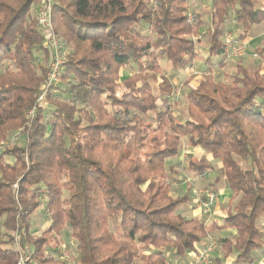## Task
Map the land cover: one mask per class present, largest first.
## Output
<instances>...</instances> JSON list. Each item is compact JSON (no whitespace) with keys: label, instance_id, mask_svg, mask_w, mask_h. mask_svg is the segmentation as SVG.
<instances>
[{"label":"trees","instance_id":"16d2710c","mask_svg":"<svg viewBox=\"0 0 264 264\" xmlns=\"http://www.w3.org/2000/svg\"><path fill=\"white\" fill-rule=\"evenodd\" d=\"M38 1L0 0V264H16L15 244L28 251L27 264H68L58 255L67 238L75 264H168L193 259L224 230L211 264H256L264 252V49L262 68L238 60L224 81L211 70L226 62L227 11L234 43L264 23L257 0H209L206 22L188 15L187 0H57L50 21L63 63L41 106L50 56L31 12ZM202 37L209 69L184 93L180 120L175 81L195 66ZM182 140L222 165L215 181L235 201L221 224L176 213L190 200L188 191L170 193ZM209 168L192 159L183 167L197 178ZM41 204L48 225L34 233Z\"/></svg>","mask_w":264,"mask_h":264},{"label":"rangeland","instance_id":"374dc122","mask_svg":"<svg viewBox=\"0 0 264 264\" xmlns=\"http://www.w3.org/2000/svg\"><path fill=\"white\" fill-rule=\"evenodd\" d=\"M56 1L57 0H54V3H57ZM40 3H41V0H39L31 8V12H33V16L36 18H37L38 13H39ZM186 6H187L189 16L192 14H199V16L202 18L203 21L206 22L208 20L207 14L209 13V0H187ZM256 8L264 9V4L262 5L260 3V0H257ZM34 11H35V13H34ZM231 20H232V14H231V11L228 10L227 15H226V23H225L226 29L224 32V35L225 34L226 35H225L224 41H226L225 39L227 36L232 41L236 37L234 32L228 30ZM263 24L264 23H262L260 25L262 26ZM260 25L253 26L252 29L249 31L247 36L249 38H251L250 39L251 41H249V38L245 36L244 39H240L239 41L234 42V44H236L235 46L233 45V47H232L231 44L228 45L229 47H227V57H226V62H225L224 67L212 68L211 73L215 76V78H217L218 80H222V81L226 80L227 76H229V74H231L232 70L234 69L233 68L234 63L238 60H241L244 64V66L247 68H256V67L262 68L261 59L259 57V51L261 49H264V26L262 28L259 27L260 29H257L254 31V29ZM252 32H253V34H251ZM201 40L202 41H201L199 47L197 48L198 49V57L196 59V65H195L196 67H194V69L191 71L193 73V74L191 73L192 76L190 77L189 72H184V73H181L179 75V80L175 81V84H176V95H175L176 107L174 108V111L178 114V117L180 118V120L183 119V116H184L183 108H184L185 102L183 99V95L191 87H193L196 84L197 77H199V75L201 73H203V71H204L202 69L201 64H199V63L202 62L206 58L207 45H206L205 38L202 37ZM244 41H249L248 43H246V48H244L243 46L239 47L240 44ZM236 46L239 48H237ZM239 51H241V52H239ZM162 63L163 62H161V64ZM128 73H129V70H126L125 72H123V77L128 75ZM186 78H188L190 80V83H188L187 85H185L183 82ZM143 118H144V120H148L145 116ZM20 132H21L20 129L18 131L14 132V134H15L14 136H16ZM17 139H18V137H17ZM13 140H14V138H13ZM189 155H191L194 158H199L200 160H204L205 163H207L210 166H212L213 164H217V162H213L212 160L207 161L205 158H208V155H207V153L203 152L202 150L197 151V150H191L190 148H187V153L181 154V156H180L181 160L180 161H173L174 166L177 168V172L180 174L179 177H177V178H179L178 183H177L180 185L179 189L182 191L189 189L191 191L193 186L195 188L203 187V189H204L208 186V183H207L208 181H210L212 183V186H213L212 188H214V189L221 187L222 184L220 186L215 185L214 180L212 179V177H216V176L222 177L223 176V174H224L223 168L220 167L219 165H213V167H212L213 172L208 171V173H207L208 174V181H206L205 183H202L204 186L198 185L199 183L197 180H199V179H197V178H196L197 182H194L192 184H191V182H184L186 175H187V177H191L194 179L193 175L188 174L187 172H185L183 170V166H185V163L187 162ZM171 190L172 189L170 188V193H171ZM180 194H182V193H180ZM193 208H194V203H193L192 198H190V200L188 202L184 203L183 205H181L180 207H178L176 209V213L182 214L186 218L191 219V218H193V216H192L190 210ZM196 210H198L197 207H196ZM200 214H201V212H200ZM31 223H32V230L34 231V233H38L39 231L44 230L46 228V226L48 225L47 214L44 212L43 204H41L38 207V209L35 211V213L32 215ZM229 234H230L229 231L224 230V231H216L213 234V236H209L213 239V242L215 243L214 248L209 253L210 264L212 262L213 257L220 256V254H221V250L218 246L217 239H219L221 237L228 236ZM58 255H59L60 259L64 260L68 264H75L74 262H75V259L77 258L76 252H75V242L69 238L65 239L63 241V244H61L58 248ZM255 255H258V253H256ZM260 255L263 257L264 252L261 253ZM52 256L56 257L55 255H52ZM259 261H261V262H259ZM259 261H257V263L264 264V259L259 260ZM168 264H174V262H170Z\"/></svg>","mask_w":264,"mask_h":264},{"label":"built area","instance_id":"2783aa9c","mask_svg":"<svg viewBox=\"0 0 264 264\" xmlns=\"http://www.w3.org/2000/svg\"><path fill=\"white\" fill-rule=\"evenodd\" d=\"M54 4H55L54 0H41L40 9L37 16L38 26L41 28V30L44 32V34L48 39L47 45L50 56L49 70L45 76V80L42 86L43 87L42 92L37 99V103H36L37 106L44 105L47 95L49 93H54V88L58 84L60 67L63 63V53H61L58 41L56 40L53 34L52 24L50 21V16L53 11ZM225 40H226L225 41L226 46L229 47L228 45L231 44L230 38L227 36ZM33 112L34 110H32L29 113V116H32ZM20 133L14 136L13 137L14 140L13 138L12 140L15 141ZM196 178L197 177H194L193 179L191 177L186 176L184 182H191L192 184L198 181L197 180L198 178L197 179ZM191 195L193 198L194 205L197 207V209L200 210L201 215L203 216L209 215L216 199L215 194L212 191H210L208 188H204V189L203 187L195 188L193 186ZM207 238L208 240L206 245L199 250L198 254H196L188 264H210L209 253L214 248L215 243L213 242V239L211 237L208 236ZM15 247L19 251V256L16 264H27L29 260L28 251L27 250L20 251L19 248L17 247V244H15ZM256 264H260V263H256Z\"/></svg>","mask_w":264,"mask_h":264},{"label":"crops","instance_id":"0c3cea01","mask_svg":"<svg viewBox=\"0 0 264 264\" xmlns=\"http://www.w3.org/2000/svg\"><path fill=\"white\" fill-rule=\"evenodd\" d=\"M260 3L263 5L264 4V0H260ZM230 25V24H229ZM264 26V24L261 26H258L257 28H255L254 29V31L255 30H257V29H260L259 27H263ZM229 28H230V26H229ZM229 28H228V30H229ZM230 31V30H229ZM253 31V32H254ZM253 32L251 33V34H253ZM226 35V34H225ZM225 35H224V38H225ZM248 35V34H247ZM246 37H248V36H246ZM249 38V37H248ZM251 38H249V41H251L250 40ZM249 41H244V42H242L241 44H240V46L239 47H241V46H243L244 48H246V43H248ZM233 41L231 40V46L233 47V45L235 46L236 44H234V43H232ZM238 46V45H237ZM236 46V47H237ZM235 47V48H236ZM239 47H237V48H239ZM205 60V59H204ZM204 60L202 61V62H200L199 64H201V66H202V69L204 70L203 72H205V71H207L208 69H209V67H207V66H205L204 65ZM195 65H196V63H195ZM194 67H196V66H194ZM194 67H193V69H194ZM166 69H168V68H166ZM193 69H191V70H185V71H183V72H180L179 73V75L181 74V73H184V72H189L190 74V77L192 76L191 75V71L193 70ZM167 71H169V69L167 70ZM212 71V70H211ZM169 73V72H168ZM193 74V73H192ZM202 74V73H201ZM200 74V75H201ZM179 75H178V80H179ZM200 75H199V77H197V81H198V79L200 78ZM183 82H188V83H190V80L188 79V78H186ZM182 82V83H183ZM197 83V82H196ZM186 148V149H185ZM187 148H190V146L188 145V142L186 141V140H182V144H181V146H180V153H179V155H178V157L177 158H175L173 161H180L181 159H180V156H181V154H185V153H187ZM191 149V148H190ZM191 150H197V151H199V150H202V149H198V148H196V149H191ZM203 151V150H202ZM203 152H205V151H203ZM206 153V152H205ZM208 155V158H205L207 161H213V162H217V164H213V165H219L220 167H222V165H221V163L219 162V161H217V160H213V158L209 155V154H207ZM189 159H192V160H200L199 158H194V157H192L191 155H189V157H188V160ZM187 160V161H188ZM200 161H202V162H204L205 163V161L204 160H200ZM187 163V162H186ZM186 163H185V165H186ZM205 164H207V163H205ZM208 165V164H207ZM213 165L212 166H210V165H208L210 168H209V170L208 171H212L213 172ZM184 167V166H183ZM176 168V167H175ZM176 171H177V168L175 169ZM184 170V169H183ZM208 171H207V173H208ZM178 173V172H177ZM188 174H190V173H188ZM179 173H178V176L177 177H179ZM191 175H193L192 173H191ZM187 176V175H186ZM194 176V175H193ZM195 177V176H194ZM216 178H219L218 176H216V177H212V179L214 180V184L215 185H218V186H220L221 184V187H219V188H212L213 186H212V183L210 182V181H208V174H206V176L205 177H203V178H198L199 180H198V185H203L202 183H205L206 181H208L207 183H208V186L206 187V188H208L210 191H212L213 193H215V196H216V199H215V202H214V205L212 206V209H211V212H210V214L209 215H207V216H203V215H201L200 214V210L198 209V210H196V206L194 205V208L193 209H191L190 210V212H191V214H192V216H193V218H195V219H198V220H202V221H204L207 225H209V224H211V223H217V224H221L222 223V220H223V218L225 217V212H226V209H227V207H229V206H231L232 205V203L235 201V198L232 196V193H231V191H229L228 189H226L225 188V186H224V184L221 182H216L215 181V179ZM178 179L179 178H177V180H173V181H171V184H170V188L172 189L171 190V195L172 196H174V197H177V196H182L184 193H186L187 191H188V195L190 196V198H192V195H191V193H192V189H191V191L188 189V190H185V191H182V190H180L179 189V184H177L178 183ZM185 184V183H184ZM204 186V185H203ZM215 187V186H214ZM173 191V192H172ZM180 193H182V194H180ZM192 200H193V198H192ZM194 203V202H193ZM226 206H225V205ZM224 205V206H223ZM184 216V215H183ZM215 233V232H214ZM213 233V234H214ZM213 234H210V235H208V236H213ZM207 236V237H208ZM207 237H206V239H204V243H202V244H198L197 245V249H201V248H203V246L207 243ZM257 257H258V259H257V261H259V260H262V259H264V256L262 257L260 254H258L257 255ZM262 258V259H261ZM192 260V257L190 256V257H186L185 259H176V260H174L173 262H174V264H188L190 261ZM259 262H261V261H259Z\"/></svg>","mask_w":264,"mask_h":264}]
</instances>
